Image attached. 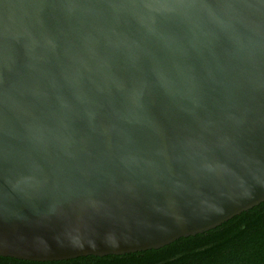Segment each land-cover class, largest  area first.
<instances>
[{"label": "water", "instance_id": "95a60500", "mask_svg": "<svg viewBox=\"0 0 264 264\" xmlns=\"http://www.w3.org/2000/svg\"><path fill=\"white\" fill-rule=\"evenodd\" d=\"M264 203V0H0V257L160 250Z\"/></svg>", "mask_w": 264, "mask_h": 264}, {"label": "trees", "instance_id": "16d2710c", "mask_svg": "<svg viewBox=\"0 0 264 264\" xmlns=\"http://www.w3.org/2000/svg\"><path fill=\"white\" fill-rule=\"evenodd\" d=\"M0 264H264V203L215 230L156 251L47 263L0 257Z\"/></svg>", "mask_w": 264, "mask_h": 264}, {"label": "flooded vegetation", "instance_id": "af4514ba", "mask_svg": "<svg viewBox=\"0 0 264 264\" xmlns=\"http://www.w3.org/2000/svg\"><path fill=\"white\" fill-rule=\"evenodd\" d=\"M105 258V257H104Z\"/></svg>", "mask_w": 264, "mask_h": 264}]
</instances>
